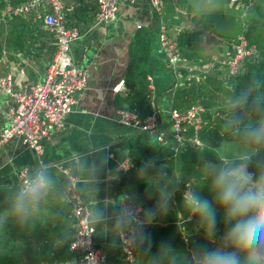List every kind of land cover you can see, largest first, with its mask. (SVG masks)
<instances>
[{
  "label": "crops",
  "instance_id": "obj_1",
  "mask_svg": "<svg viewBox=\"0 0 264 264\" xmlns=\"http://www.w3.org/2000/svg\"><path fill=\"white\" fill-rule=\"evenodd\" d=\"M62 1L67 21L80 31L71 52L74 61L86 70L88 82L62 127L51 132L45 140L44 163L47 168L67 170L78 179V192L88 205L95 226L94 240L106 254L104 264H125L121 235L134 233L135 227L126 218L122 219V204L135 200L123 183L119 166L131 158L129 140L135 132L120 121L119 111L123 108L118 107L117 97L127 92L124 80L131 61L130 44L139 28L148 30L149 96L162 110V129L171 133L174 93L171 85L176 69L169 64L161 45V24L177 42L185 30L193 34L191 40L198 47V55L192 63L186 60L182 67L190 69L196 78H201L204 73L225 76L235 37L242 33L240 27L251 14V6L245 0H239L226 8V0H215V11L202 14L198 10L199 0H164L162 10L157 13L146 0L135 3L121 0L115 20L96 24V0ZM47 10V5L42 2L30 12H22L27 21L36 25L32 44L34 58L12 46L4 45L0 51V75L12 74L14 89L42 81L53 59L56 38L43 23ZM211 18L232 22L228 28L214 24L215 28ZM176 75L178 80V73ZM120 83L122 86L117 90ZM11 102L8 95L0 98V132L8 124L5 112ZM194 148L189 134L183 149L164 166L163 173L151 177L175 206L172 225L188 240L187 256L197 255V247L214 244L182 199L183 190L199 178L189 162L190 150ZM38 165L37 154L26 147L20 137L10 139L0 149V206L14 197L21 186L20 171L24 168L34 171Z\"/></svg>",
  "mask_w": 264,
  "mask_h": 264
},
{
  "label": "trees",
  "instance_id": "obj_2",
  "mask_svg": "<svg viewBox=\"0 0 264 264\" xmlns=\"http://www.w3.org/2000/svg\"><path fill=\"white\" fill-rule=\"evenodd\" d=\"M27 1L0 0V51L4 45L12 46L25 56L34 58L32 44L36 25L27 21L26 15L19 10ZM250 6L252 12L242 32L250 45L255 47V56L245 62L242 73L230 76L226 72L224 77L222 74L204 73L201 78L188 80L191 70L186 67L177 69L184 79L173 93L172 109L187 111L194 105L203 108V124L198 133L202 145L190 152V164L199 174V178L191 184V189L208 199L211 197L206 188L203 167L199 169L198 162L215 161L221 154L224 155L223 149H227L224 143H238L243 147L238 132L224 123L228 116L229 97L243 90H251L254 95L257 92L264 94V0H252ZM192 36L189 30H185L180 33L178 40L179 49L187 63H192L198 55V47L192 42ZM129 50L131 61L124 80L127 92L117 97V104L146 119L154 113L146 68L149 58L147 29H138ZM239 114L243 124L252 123L260 116L251 108H244ZM174 146L173 136L167 135L163 141H159L150 132H139L129 140L134 166L129 171L121 172V177L134 200L146 212L152 210V216L144 215L148 224L137 235L138 254L132 264H194L191 256H187L188 243L182 232L172 225L175 221L172 216L175 206L151 179L152 176H160L164 166L175 156ZM47 169L52 176V186L28 222L21 224L10 214L14 197L0 206V264H75L76 255L70 246L76 234V218L72 200L67 193L68 178L57 168ZM195 218L204 230L203 222ZM222 231L223 224L218 214L214 234H206L205 230L204 233L216 242Z\"/></svg>",
  "mask_w": 264,
  "mask_h": 264
},
{
  "label": "built area",
  "instance_id": "obj_3",
  "mask_svg": "<svg viewBox=\"0 0 264 264\" xmlns=\"http://www.w3.org/2000/svg\"><path fill=\"white\" fill-rule=\"evenodd\" d=\"M98 10L95 14L96 24H105L115 20L118 4L121 0H96ZM135 3L139 0H129ZM153 9L159 13L162 10L164 0H146ZM239 0H231L237 2ZM249 5L252 0H245ZM48 7L44 14V22L56 38V51L52 61L45 70L42 81L23 89H14L13 75H0V98L3 95L11 97L12 102L5 112L7 126L0 132V149L12 138L20 137L22 143L35 151L39 159V165H44V142L50 133L60 129L65 117L74 110V107L83 91L87 87L86 70L73 59L71 46L80 37L78 28L67 21L64 14V3L62 0H28L20 10L30 12L40 3ZM161 45L167 55L171 67L177 69L186 62L181 53L178 42L172 38L166 26L161 24ZM255 56V47L251 46L247 37L242 32L238 35L233 55L227 66V74L234 76L244 71L245 62ZM194 75L188 74L187 79L193 80ZM122 84H118L119 90ZM154 113L141 119L138 115L128 109L119 111L122 124L131 127L135 134L139 132H150L163 141L167 135L173 136L175 146L173 151L177 155L181 146L190 134L191 143L199 148L202 143L199 139V131L203 124L200 105H194L187 111L172 110V131L168 133L162 129V110L153 103ZM132 159H127L120 164L121 172L133 168ZM68 178L67 193L73 203V214L76 218V234L71 243V249L75 252L77 264H104L105 252L96 244L93 234L95 226L91 219L88 205L82 200L78 192V179L67 170H61ZM33 174L24 168L19 173L20 185H22ZM192 190L187 187L182 194ZM129 209L135 216L132 224L134 233H123L121 235L122 251L125 264L134 263L138 254L137 235L148 222L144 219L146 209L135 201H125L122 210ZM194 264H198V257L191 255Z\"/></svg>",
  "mask_w": 264,
  "mask_h": 264
},
{
  "label": "clouds",
  "instance_id": "obj_4",
  "mask_svg": "<svg viewBox=\"0 0 264 264\" xmlns=\"http://www.w3.org/2000/svg\"><path fill=\"white\" fill-rule=\"evenodd\" d=\"M198 10L211 14L215 0H199ZM227 105L225 126L238 132L243 147L202 165L211 199L195 190L183 193L185 206L203 222L206 234H214L218 214L223 224L219 240L210 247H197L194 255L198 264H264V94L243 90L230 96ZM244 108L260 113L259 118L243 124L239 113ZM52 183L47 167L38 165L11 201L12 217L21 224L28 222ZM146 216H152L151 209ZM125 218L129 223L135 220L129 209L122 210V219ZM185 241L188 242L186 237Z\"/></svg>",
  "mask_w": 264,
  "mask_h": 264
},
{
  "label": "rangeland",
  "instance_id": "obj_5",
  "mask_svg": "<svg viewBox=\"0 0 264 264\" xmlns=\"http://www.w3.org/2000/svg\"><path fill=\"white\" fill-rule=\"evenodd\" d=\"M230 21L232 22V20H227V21H225L224 19H221V18H211L210 19V22H212L213 23V25L214 24H217L218 26H225L226 28H228V24L230 23ZM242 23H243V21H242ZM214 27L215 28H217L216 27V25H214ZM243 28V25H241V27H240V30ZM232 29H233V27H232ZM242 31V30H241ZM237 37V36H236ZM236 37H235V40H236ZM226 72H227V67H226ZM176 73H178V82H177V85H176V87L181 83V81L184 79V77H182L181 76V72L180 71H178V72H176ZM190 74H192V75H194L195 76V74L193 73V72H190ZM172 76H173V74H172ZM224 77V76H223ZM174 78V77H173ZM176 87H174L172 90H174L175 91V89H176ZM160 101V100H159ZM159 101H158V103H159ZM224 147H227V149H223V151H224V153L225 154H230V153H234V152H236V151H238V149H241V146H240V144H231V143H224ZM181 149H183V146H181ZM196 150H197V148H195ZM181 151V150H180ZM190 151H193V150H190ZM223 153V154H224ZM224 154V155H225ZM221 156H223L222 154H221ZM210 161V160H209ZM186 162H187V159H186ZM189 162H190V159H189ZM199 163V169H201V166H202V164L203 163H205V162H203V161H199L198 162ZM194 164V163H193ZM201 174V173H200ZM148 217H150V216H148ZM148 217H147V219H148ZM76 264H77V262H75Z\"/></svg>",
  "mask_w": 264,
  "mask_h": 264
},
{
  "label": "water",
  "instance_id": "obj_6",
  "mask_svg": "<svg viewBox=\"0 0 264 264\" xmlns=\"http://www.w3.org/2000/svg\"><path fill=\"white\" fill-rule=\"evenodd\" d=\"M230 3H231V0H226V2H225V7L227 8L228 5H229ZM147 6H148V8L151 7L150 4H148ZM56 41H57V40H56ZM170 65H171V64H170ZM172 74H173V77H174V81H173V83H172V85H171V89H173L174 87H176L177 82H178L176 72L174 71Z\"/></svg>",
  "mask_w": 264,
  "mask_h": 264
}]
</instances>
